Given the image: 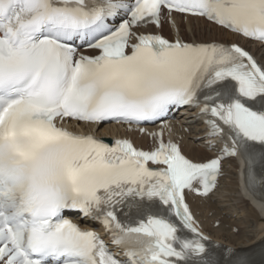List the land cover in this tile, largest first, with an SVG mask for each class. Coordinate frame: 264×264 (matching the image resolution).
Wrapping results in <instances>:
<instances>
[{
    "label": "snow or ice",
    "instance_id": "obj_1",
    "mask_svg": "<svg viewBox=\"0 0 264 264\" xmlns=\"http://www.w3.org/2000/svg\"><path fill=\"white\" fill-rule=\"evenodd\" d=\"M249 42L264 49V0H0V264H264V217L235 246L190 202L215 203L237 158L264 200ZM181 110L210 154L173 138ZM106 123L147 146L74 130Z\"/></svg>",
    "mask_w": 264,
    "mask_h": 264
},
{
    "label": "bare ground",
    "instance_id": "obj_2",
    "mask_svg": "<svg viewBox=\"0 0 264 264\" xmlns=\"http://www.w3.org/2000/svg\"><path fill=\"white\" fill-rule=\"evenodd\" d=\"M201 29L207 33V29L203 25H201ZM247 46L252 47L258 53L260 52V56L264 52V49H261L259 45L249 42ZM181 117L179 118L180 128L177 130L176 136L183 140L186 153L197 156L210 154V152L199 145L202 142L191 139V137L199 133L202 126L192 123L186 116ZM189 126L192 131L186 132L185 128ZM115 128L113 125L104 126L99 132L112 133L116 131ZM130 134L136 139L138 144L147 146V138H142L136 133ZM231 163L232 167L228 170V175L221 181V187L213 197L215 203L204 202L193 198H190V201L199 218L205 220V229L212 236L235 246L248 245L252 243V240L245 237L257 236L256 228L261 224V217H264V203H260L243 193L237 176L238 162L234 160ZM213 212L222 222L220 228L212 226L213 218L211 213ZM233 225H239L241 227L239 234L230 230V226ZM245 228H247V232H245Z\"/></svg>",
    "mask_w": 264,
    "mask_h": 264
}]
</instances>
